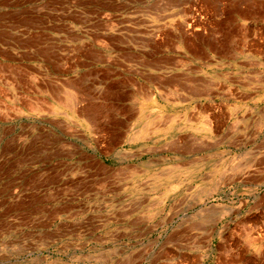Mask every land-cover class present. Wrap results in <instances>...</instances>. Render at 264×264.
Returning <instances> with one entry per match:
<instances>
[{
	"label": "rangeland",
	"instance_id": "obj_1",
	"mask_svg": "<svg viewBox=\"0 0 264 264\" xmlns=\"http://www.w3.org/2000/svg\"><path fill=\"white\" fill-rule=\"evenodd\" d=\"M0 264H264V0H0Z\"/></svg>",
	"mask_w": 264,
	"mask_h": 264
},
{
	"label": "crops",
	"instance_id": "obj_2",
	"mask_svg": "<svg viewBox=\"0 0 264 264\" xmlns=\"http://www.w3.org/2000/svg\"><path fill=\"white\" fill-rule=\"evenodd\" d=\"M115 79H119V76H116ZM112 82L113 81L111 78V81L104 80L103 84H110ZM119 88L121 91L124 90L123 86H120ZM73 98L70 97L69 101L74 105L76 99ZM112 103L114 104L113 108L107 109L105 114H103V112L101 111V114L103 115L97 117L98 119L103 120L102 124L96 126L92 123H87V126L93 129L99 127L103 128V130L99 132V135L102 137V141L99 140L98 142H96L95 146L91 145L90 150L87 151L89 153H92L93 158L99 157L105 159H116L117 154L120 156V153L122 154V151L127 150L125 146L127 145L128 140L134 138L138 134V132H140L141 128H143L141 120L140 123L136 124V110H132L131 114H129L127 108H122V104L124 103L120 99ZM139 117L141 118L140 115ZM87 121L90 122V119ZM178 154L180 159L186 157L183 152H179Z\"/></svg>",
	"mask_w": 264,
	"mask_h": 264
},
{
	"label": "built area",
	"instance_id": "obj_3",
	"mask_svg": "<svg viewBox=\"0 0 264 264\" xmlns=\"http://www.w3.org/2000/svg\"><path fill=\"white\" fill-rule=\"evenodd\" d=\"M253 238L260 239L261 237H260V234L259 233H255V234H253Z\"/></svg>",
	"mask_w": 264,
	"mask_h": 264
}]
</instances>
